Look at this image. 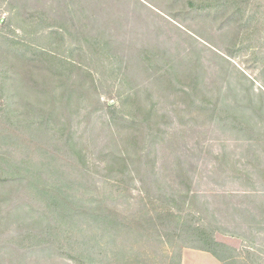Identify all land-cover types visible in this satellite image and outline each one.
I'll use <instances>...</instances> for the list:
<instances>
[{
  "label": "trees",
  "instance_id": "obj_1",
  "mask_svg": "<svg viewBox=\"0 0 264 264\" xmlns=\"http://www.w3.org/2000/svg\"><path fill=\"white\" fill-rule=\"evenodd\" d=\"M161 1L180 7L172 17L209 19L216 37L190 30L175 42L161 37L156 22L139 34L131 20L155 12L149 0H0L10 25H22L21 35L0 30V264H129L126 243L142 249L153 236L172 248L159 254L164 264H183L186 249L221 264H264L255 242L264 221L236 208L249 218L250 237L214 212L210 218L198 207L200 166L189 169L186 152L177 154L170 181L157 156L172 123L231 133L248 150V160L233 166L242 193L264 194V7L259 0ZM134 33L139 45L124 37ZM199 38L210 46L199 48ZM238 57L259 69L260 89ZM95 114L110 140L93 164L78 131ZM224 159L216 157L212 175ZM133 182L142 214L131 217L117 204Z\"/></svg>",
  "mask_w": 264,
  "mask_h": 264
},
{
  "label": "rangeland",
  "instance_id": "obj_2",
  "mask_svg": "<svg viewBox=\"0 0 264 264\" xmlns=\"http://www.w3.org/2000/svg\"><path fill=\"white\" fill-rule=\"evenodd\" d=\"M34 1V0H30ZM147 2V1H146ZM150 7L154 9L155 12H151L149 17L145 16L144 19L131 20L136 21L139 30V34L147 28L148 25H153V22L158 23L162 26L163 34L162 38H168L176 42L184 43L188 32L194 31L196 33L203 34L206 38L216 37V32L211 27L208 22L204 20H209L203 16L185 15L180 14L177 17H172L178 14L180 7L172 8L166 5L161 0H149ZM156 6H154V5ZM259 6L264 7V0H259L257 2ZM6 3L0 5V30L5 28L17 30L20 34L21 27L19 24L10 23L9 14L7 11ZM154 6V7H153ZM143 15H146V10H142ZM173 14V15H171ZM148 20L147 22H145ZM127 28V26H126ZM127 31V30H126ZM197 37L194 33H192ZM21 35V34H20ZM127 39H131L135 44V38L137 34H132L131 36H124ZM197 46L201 48L203 45H209L205 40L198 39ZM150 41V40H149ZM145 42V41H144ZM139 45V44H137ZM210 46V45H209ZM235 64L241 70L247 73V76L254 78L256 82V88H261V82L259 81V69L253 64L249 67L245 63L244 59L241 57L236 58ZM112 101L107 96L104 95L103 101ZM116 100V99H115ZM162 109H168L167 105L161 106ZM84 115L83 110L81 111V116ZM100 115L95 114L91 122L86 125V121L82 120L81 127L78 131V135L83 136L84 142L86 143L87 149L90 152L91 162L98 163L101 154L108 151L109 147L105 146L106 142L110 140V132L101 123ZM84 118V117H83ZM188 119H184L186 123ZM184 126V125H183ZM87 128V129H86ZM169 132L174 133L170 138L169 135L165 137L164 142H162L157 148L158 164H160V170L163 175L171 180H174L173 171L176 168V155L180 154L183 160L186 162L188 168L190 169L192 163L199 165V169L196 171V190L200 193V198L198 199V207L201 210L209 209V217L211 218V213H215L217 221L230 228L231 230H237L238 233H245L250 236V221L248 217H245L244 213H239L237 209L245 211L249 209L253 215L257 217V220L264 221V194L259 193L257 196L245 195L242 190L246 188V185H241L240 181L234 178L233 166L235 160H243L244 162L248 160L247 145L236 140V137L231 133L225 134L219 131L217 134L213 132H207L203 127H194L191 130L184 127H179L177 124L169 125ZM183 128L185 132L183 131ZM216 157L224 158V166H218L219 172L217 174H211L210 171L215 163L217 162ZM97 181L100 187H103V180L101 177H97ZM132 189L128 198L124 201H120L117 204L124 214L133 217L136 214H142L140 208V198L141 193L138 191V184L133 182ZM195 186V185H194ZM252 196V197H250ZM255 226V225H253ZM164 228V227H163ZM255 233V231H253ZM253 233V234H254ZM258 239L255 242L258 246H262L264 249V232L257 234ZM251 237V236H250ZM153 241L149 245L143 246L144 256L140 258L139 261H134V255H137L140 250V242L131 241L126 243L125 250L128 254L129 264H164V259L159 257V254L170 255L171 247L165 241L164 243L159 242L155 236H153ZM220 241H224L233 246L239 247L240 241L232 238L224 237L221 234L217 235ZM145 250V251H144ZM41 264H71L68 261H48L41 262ZM118 264V262H114ZM123 264V263H122ZM183 264H220L211 254L196 251L192 249H186L183 253Z\"/></svg>",
  "mask_w": 264,
  "mask_h": 264
},
{
  "label": "crops",
  "instance_id": "obj_3",
  "mask_svg": "<svg viewBox=\"0 0 264 264\" xmlns=\"http://www.w3.org/2000/svg\"><path fill=\"white\" fill-rule=\"evenodd\" d=\"M217 260V259H216ZM220 263V262H219ZM221 264V263H220Z\"/></svg>",
  "mask_w": 264,
  "mask_h": 264
}]
</instances>
